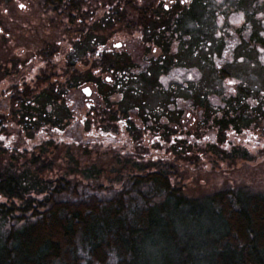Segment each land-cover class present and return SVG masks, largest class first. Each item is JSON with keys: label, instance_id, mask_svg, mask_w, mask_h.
<instances>
[{"label": "trees", "instance_id": "obj_1", "mask_svg": "<svg viewBox=\"0 0 264 264\" xmlns=\"http://www.w3.org/2000/svg\"><path fill=\"white\" fill-rule=\"evenodd\" d=\"M82 1L41 0L55 14L66 17L69 24L77 26L82 19H86V13L81 8ZM237 2L239 5L236 8L245 11V2ZM136 3L140 4V9L136 8ZM211 3V0H186V3H181V0H119L112 15L105 16V20L88 19L91 23L89 27L82 22L85 30L77 31L79 37L74 45L78 51L83 49L85 56L86 44L94 26L101 24L103 28L104 25L105 31H108V26L114 21L125 20L126 11L133 14L134 8L140 12L139 24L145 23L150 15L162 12L165 21L160 26L170 34L159 48L164 50L163 53L169 52L172 44L183 49L177 53L179 57L170 54V62L159 58L155 62L158 74L167 70L173 61H185L194 56L196 52L193 48L199 44L196 34L198 23L203 20L205 28L214 15L210 11L213 10ZM165 4L169 5L168 9L164 8ZM87 17L91 15L88 13ZM136 23L126 22V26L134 29ZM192 30L195 33L191 35ZM205 32L209 34L210 28ZM103 45L99 51L94 46L88 47L93 61L91 64H95L92 65L94 71L88 76L102 78L100 73L110 74L109 81L106 77L102 79L105 90L97 94L104 104L97 106L100 112L96 115H103L98 120V128L102 132L112 129L106 133L115 134L119 132L117 127L123 123L125 130L121 134L125 133L124 137L129 139V144L137 149V153L141 152L137 156L139 159L144 157L143 149L136 142L141 133L153 137L155 148L158 146L184 159L183 156L190 153H181L191 150L190 143L181 135L177 136L180 133L164 127L168 120L178 121L184 114L181 109L178 111L176 102L172 106L165 105V109L154 105L149 111H142V107L136 105V110L143 114L142 119L136 114L135 120H131L128 112L114 108L110 102L112 96L121 94L129 82L133 84L140 78L131 72L134 67H129L122 57L112 56L109 47L103 49ZM186 46L188 49H185ZM37 54L46 65L33 79L14 80L12 72L11 93L4 98L7 108L4 101L0 104V118L7 122L10 119L13 131L29 134L34 133L33 129L43 127V131L47 128L48 133L56 134L66 126L63 119L72 118L62 104L67 106L62 95L73 93V90L76 92L83 82L82 73L67 60L64 67L69 77L56 82L60 74L54 72L52 65L57 57L56 49L44 43ZM140 77L147 79L145 73ZM218 77H222L221 73ZM147 82L154 90L158 87L153 77ZM250 88L245 89L240 84L236 96L230 94V97L224 98L221 110L206 103V94L204 99L200 93L194 94L193 100L204 104L206 109L211 108L209 114L215 115L210 123L205 121L206 131L212 132L215 139L200 150L213 151L222 159L235 158L237 153H240V160L247 158L246 153L238 151L235 144L227 148L226 140L232 132L237 135L264 119V106L256 105ZM131 91L138 93L137 88H131ZM158 92L157 97L160 98L167 94L163 89H158ZM219 112L222 116L217 115ZM187 113L185 122L189 123L192 119L195 123L198 109H190ZM198 134L197 130L192 135L197 137ZM155 159L143 166H135V171L117 175L118 180L107 184H91L63 176L39 181L37 176H28L12 167H2L0 264H264V191L237 187L219 190L202 198H191L183 192L177 168L173 165L175 159L168 162Z\"/></svg>", "mask_w": 264, "mask_h": 264}, {"label": "rangeland", "instance_id": "obj_2", "mask_svg": "<svg viewBox=\"0 0 264 264\" xmlns=\"http://www.w3.org/2000/svg\"><path fill=\"white\" fill-rule=\"evenodd\" d=\"M20 1L25 2L24 8L18 7ZM118 1L83 0L81 8L86 13V19H82L77 26L69 24L66 17L55 14L41 0H0V49L10 47L14 80L33 79L43 70L46 64L41 59L30 62L29 59L37 54L44 43L52 45L57 51V57L52 64L54 72L60 73L56 82L69 77L67 68L64 67L67 66V60L76 65L83 78L76 92L73 90V93L62 95L66 98L67 106L63 102L62 104L72 116L63 119L66 126L62 132L50 134L46 131L47 128L43 131L42 127L33 129L34 133L24 134L12 130L10 119L9 122L2 123L9 131L0 133V150L4 151L0 153V170L2 167H12L28 176H37L39 181L63 176L91 184H107L115 181L117 175L135 171V166H143L149 160L159 158L168 162L175 159L173 165L177 168L183 192L188 197L202 198L219 190L237 187L264 191V119L237 135L232 132L226 140L227 148L235 144L238 151L243 150L246 153V159L240 160V153L235 158L222 159L213 151L200 150L215 139L214 134L205 129V121L210 123L211 117L215 115L209 114L211 108L206 109L204 104L193 100L194 94L200 93L203 99L206 94V103L221 110L224 98L230 97V94L236 96L240 91L239 85L242 84L245 89L251 87L256 105L264 106V51H261L264 49V35H261L264 33V0H243L245 11L236 8L239 5L237 0H211L210 7L213 10L210 11L214 15L205 26V31L210 28L211 32L204 35V52L198 57L195 51L194 56H189L185 61H173L167 70L158 74L155 72V62L161 57L163 61L170 62V54L174 53L179 57L177 53L183 49L179 46L175 48V44H172L170 51L163 53L164 50L159 48L170 34L160 26L165 21L162 12H159L156 17L158 22L147 34L144 32L140 36L138 29L127 28L126 22H137L135 13L128 10L124 13L125 20L114 21L108 26V31L101 24L93 27V34L89 35V43L86 44L85 56L83 49L78 51V47L74 45L79 37L77 31L85 30L82 22L89 27L91 23L88 19L105 20V16L112 15ZM110 4L111 10L106 11ZM200 10H203L201 6ZM88 13L91 17H87ZM119 43L120 47H116ZM101 44L103 49L109 47L112 56L122 57L129 67H134L131 72L135 73L136 78H140L133 84L129 82L121 94L112 96L110 102L115 109L128 112L131 120L136 114L142 119V111H149L154 105L165 109V105L172 106L176 102L178 111H183L184 114L178 121L168 120L164 127L180 133L177 136L181 135L190 143L191 150L181 153H190L183 156L184 159L173 152L163 151L158 146L159 149L155 148L152 145L153 137L143 133L136 140L144 155L143 159H139L137 156L141 152L137 153V149L129 144V139L124 137L125 133L121 134L125 130L123 123V127H117L119 132L115 134L106 133L112 129L102 132L98 128V120L103 115H96L100 112L97 106L104 104L100 102L97 94L105 90L102 79L110 74L100 73L102 78H96L98 75L94 78L88 76L94 71L92 65H95L91 64L93 61L88 47L94 46L99 51L102 49ZM144 44L146 47L143 49ZM154 47H157L156 51H153ZM144 73L146 80L140 77ZM219 73L222 75L220 78ZM152 77L158 85L155 90L147 82ZM1 80L5 79L0 78V94L5 96V84ZM229 81L236 83L230 84ZM86 86L90 89L88 96L82 92V88ZM171 86L173 87L170 88ZM131 88H137L138 93H132ZM158 89H163L167 94L157 97ZM3 101L4 97H0V104ZM136 105L142 107V111H137ZM4 106L7 108L6 100ZM195 108L198 109L199 120L194 123L189 119V123H186L185 114ZM217 115L222 116L220 112ZM197 130L198 136L193 137L192 134H196ZM46 140L49 143L46 144Z\"/></svg>", "mask_w": 264, "mask_h": 264}, {"label": "flooded vegetation", "instance_id": "obj_3", "mask_svg": "<svg viewBox=\"0 0 264 264\" xmlns=\"http://www.w3.org/2000/svg\"><path fill=\"white\" fill-rule=\"evenodd\" d=\"M11 1L13 2L14 0H11ZM137 1H140V0H137ZM181 3H186V0H183V2H181ZM20 4L26 5L24 1L18 2V7H19ZM165 5H167V7H165ZM165 5H164V8L168 9L169 5L168 4H165ZM136 6H137L136 8H139V9L141 8L139 3L138 4L136 3ZM136 8H134V13H135L136 19H137V23H136V28L135 29H138L139 34L141 36V33L142 34L144 32H146L145 34L149 33L151 31L150 29L156 24V22H158L157 19H156L157 15L154 13V14L150 15V17L147 18V20H145V23L139 24L138 21L140 20V15H139L140 12ZM110 10H111V7L109 6V8L106 11H110ZM89 13H91V12H89ZM151 20H154V22L151 21ZM1 30L2 29L0 28V31ZM194 33H195L194 30H192L190 32L191 35L194 34ZM196 34L198 35L199 44H198L197 48H193V49H194V51L199 53V55H198V57H199L200 54L203 53L204 50H205V45H204V41H205L204 37L205 36L204 35L206 34V32H205V28L203 26V20H201L198 23V27L196 29ZM42 47H43V45H42ZM144 47H146L145 44L142 45L143 49H144ZM153 49H154L153 51H156L157 47H154ZM185 49H188V46H186ZM11 56L12 55H11V50H10L9 46L8 47L5 46L3 49H0V78H4L5 79V80H1V81L5 84V88H4L3 94L5 96H7V97H5V96L0 94V97H4V98H8L10 96V93H11V83H10L11 82V78H12V57ZM33 59H41V57L38 54H35V55H33V58L29 59V62L32 61ZM41 61L44 63V61L42 59H41ZM106 80L109 81V77L108 76L106 77ZM3 122H7V121L2 120L0 118V132H2L4 130H7L2 125Z\"/></svg>", "mask_w": 264, "mask_h": 264}, {"label": "snow or ice", "instance_id": "obj_4", "mask_svg": "<svg viewBox=\"0 0 264 264\" xmlns=\"http://www.w3.org/2000/svg\"><path fill=\"white\" fill-rule=\"evenodd\" d=\"M181 2H183V0H181ZM20 8H24L25 5L24 4H20L19 5ZM165 7H167V5H165ZM261 35H264V33H261ZM117 47H120V45H117ZM261 51H264V49H261ZM229 83H236L235 81H229ZM85 93H90L89 89H84Z\"/></svg>", "mask_w": 264, "mask_h": 264}, {"label": "water", "instance_id": "obj_5", "mask_svg": "<svg viewBox=\"0 0 264 264\" xmlns=\"http://www.w3.org/2000/svg\"><path fill=\"white\" fill-rule=\"evenodd\" d=\"M117 45H120V44H117ZM84 89H89V87L86 86V87L82 88V92H83V94L86 95V96H88L90 93H85ZM89 90H90V89H89Z\"/></svg>", "mask_w": 264, "mask_h": 264}, {"label": "clouds", "instance_id": "obj_6", "mask_svg": "<svg viewBox=\"0 0 264 264\" xmlns=\"http://www.w3.org/2000/svg\"><path fill=\"white\" fill-rule=\"evenodd\" d=\"M262 147H264V145H262Z\"/></svg>", "mask_w": 264, "mask_h": 264}]
</instances>
